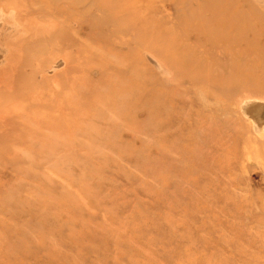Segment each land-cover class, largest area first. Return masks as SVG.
I'll return each mask as SVG.
<instances>
[{
	"label": "rangeland",
	"instance_id": "rangeland-1",
	"mask_svg": "<svg viewBox=\"0 0 264 264\" xmlns=\"http://www.w3.org/2000/svg\"><path fill=\"white\" fill-rule=\"evenodd\" d=\"M0 23V264H264V0Z\"/></svg>",
	"mask_w": 264,
	"mask_h": 264
},
{
	"label": "bare ground",
	"instance_id": "bare-ground-1",
	"mask_svg": "<svg viewBox=\"0 0 264 264\" xmlns=\"http://www.w3.org/2000/svg\"><path fill=\"white\" fill-rule=\"evenodd\" d=\"M203 8V7H202ZM205 11V10H204ZM1 24V23H0ZM1 26V25H0Z\"/></svg>",
	"mask_w": 264,
	"mask_h": 264
}]
</instances>
